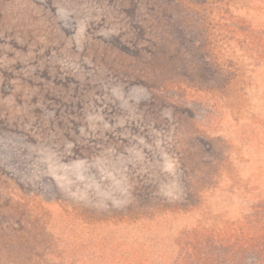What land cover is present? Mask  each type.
I'll return each mask as SVG.
<instances>
[{
    "label": "rangeland",
    "instance_id": "obj_1",
    "mask_svg": "<svg viewBox=\"0 0 264 264\" xmlns=\"http://www.w3.org/2000/svg\"><path fill=\"white\" fill-rule=\"evenodd\" d=\"M262 191L264 0H0V264L135 222L216 264Z\"/></svg>",
    "mask_w": 264,
    "mask_h": 264
},
{
    "label": "trees",
    "instance_id": "obj_2",
    "mask_svg": "<svg viewBox=\"0 0 264 264\" xmlns=\"http://www.w3.org/2000/svg\"><path fill=\"white\" fill-rule=\"evenodd\" d=\"M263 194L264 191L259 192L258 197L259 202H263L261 210H252L253 214L247 216L264 225ZM106 228L101 232L94 226L84 225L60 232L55 248L49 247L43 254L39 252L43 256L37 264H188L187 258L193 257L192 251H185L192 247L193 239L179 246L171 235L164 236L161 230L139 222ZM199 244L196 243L194 249ZM202 245L208 247L206 243L202 242ZM212 247L213 254L207 251L209 258L205 262L215 259L213 263L216 264H264V244H257L253 249H240L238 254L221 239H217ZM199 250L197 248L198 254ZM20 264L27 263L22 260Z\"/></svg>",
    "mask_w": 264,
    "mask_h": 264
}]
</instances>
